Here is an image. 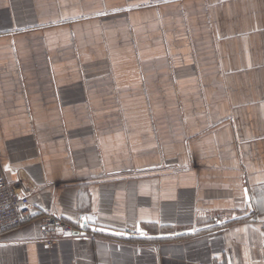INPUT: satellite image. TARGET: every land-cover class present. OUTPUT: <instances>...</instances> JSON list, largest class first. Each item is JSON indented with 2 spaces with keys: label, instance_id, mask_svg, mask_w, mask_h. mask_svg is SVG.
Wrapping results in <instances>:
<instances>
[{
  "label": "crops",
  "instance_id": "0c3cea01",
  "mask_svg": "<svg viewBox=\"0 0 264 264\" xmlns=\"http://www.w3.org/2000/svg\"><path fill=\"white\" fill-rule=\"evenodd\" d=\"M0 167V264H264V0H0Z\"/></svg>",
  "mask_w": 264,
  "mask_h": 264
},
{
  "label": "built area",
  "instance_id": "2783aa9c",
  "mask_svg": "<svg viewBox=\"0 0 264 264\" xmlns=\"http://www.w3.org/2000/svg\"><path fill=\"white\" fill-rule=\"evenodd\" d=\"M31 218L30 197L9 183L0 167V234L29 222ZM40 224L42 243L47 247L53 246L58 238H80L89 233L53 214L42 216ZM94 234L92 232L90 236Z\"/></svg>",
  "mask_w": 264,
  "mask_h": 264
},
{
  "label": "water",
  "instance_id": "95a60500",
  "mask_svg": "<svg viewBox=\"0 0 264 264\" xmlns=\"http://www.w3.org/2000/svg\"><path fill=\"white\" fill-rule=\"evenodd\" d=\"M81 231L83 232H87V231H91L93 233H97L96 228L91 226L87 219H84L82 224L80 225L79 228ZM178 236H182V235H178ZM126 239H136V240H147V239H157V238H161V237H149L145 234H141V235H131L130 233L126 234L125 237Z\"/></svg>",
  "mask_w": 264,
  "mask_h": 264
}]
</instances>
